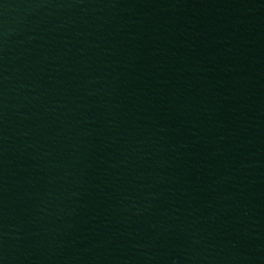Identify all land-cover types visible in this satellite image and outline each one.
I'll return each mask as SVG.
<instances>
[{
  "label": "water",
  "instance_id": "95a60500",
  "mask_svg": "<svg viewBox=\"0 0 264 264\" xmlns=\"http://www.w3.org/2000/svg\"><path fill=\"white\" fill-rule=\"evenodd\" d=\"M0 264H264V0H0Z\"/></svg>",
  "mask_w": 264,
  "mask_h": 264
}]
</instances>
